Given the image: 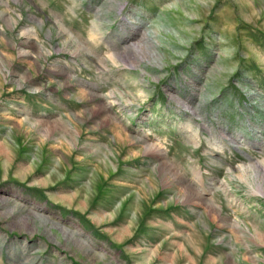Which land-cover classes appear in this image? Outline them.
Listing matches in <instances>:
<instances>
[{"label": "rangeland", "instance_id": "obj_1", "mask_svg": "<svg viewBox=\"0 0 264 264\" xmlns=\"http://www.w3.org/2000/svg\"><path fill=\"white\" fill-rule=\"evenodd\" d=\"M0 264H264V0H0Z\"/></svg>", "mask_w": 264, "mask_h": 264}, {"label": "bare ground", "instance_id": "obj_2", "mask_svg": "<svg viewBox=\"0 0 264 264\" xmlns=\"http://www.w3.org/2000/svg\"><path fill=\"white\" fill-rule=\"evenodd\" d=\"M104 105H105V104H104ZM155 147H156V146H154L153 144H148L146 150H153ZM157 147H158V146H157ZM157 150H159V149L157 148ZM156 156H157V155H156ZM260 165H261V163H260ZM260 165H259V163H258V165H256V166L259 167ZM251 166H252V165H251ZM261 166H262V165H261ZM194 171H195V170H194ZM196 172H197V171H196ZM194 174H195V173H194ZM199 174H200V173H199ZM196 175H197V174H196ZM197 176H198V175H197ZM197 176H196V177H197ZM202 179H203V178H200L199 181L202 182V181H203ZM189 189H190V188H189ZM194 192H195V191H194ZM192 194H193V193H192ZM189 196H190V195H189ZM190 197H191V196H190ZM195 197H196L198 200H200V201H205V198L202 196V194H199V193L196 192ZM192 200H193V198H192Z\"/></svg>", "mask_w": 264, "mask_h": 264}]
</instances>
